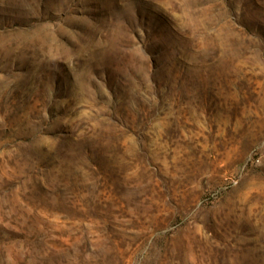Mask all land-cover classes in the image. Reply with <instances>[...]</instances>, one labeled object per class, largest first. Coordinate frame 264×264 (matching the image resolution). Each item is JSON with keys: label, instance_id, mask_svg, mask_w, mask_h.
Masks as SVG:
<instances>
[{"label": "rangeland", "instance_id": "1", "mask_svg": "<svg viewBox=\"0 0 264 264\" xmlns=\"http://www.w3.org/2000/svg\"><path fill=\"white\" fill-rule=\"evenodd\" d=\"M0 264H264V0H0Z\"/></svg>", "mask_w": 264, "mask_h": 264}]
</instances>
